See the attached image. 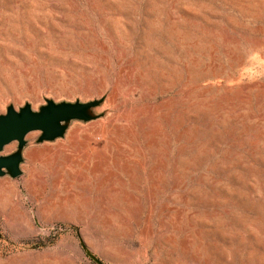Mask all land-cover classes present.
Wrapping results in <instances>:
<instances>
[{"label": "rangeland", "instance_id": "1", "mask_svg": "<svg viewBox=\"0 0 264 264\" xmlns=\"http://www.w3.org/2000/svg\"><path fill=\"white\" fill-rule=\"evenodd\" d=\"M101 97L0 177V264H264V0H0V113Z\"/></svg>", "mask_w": 264, "mask_h": 264}, {"label": "water", "instance_id": "2", "mask_svg": "<svg viewBox=\"0 0 264 264\" xmlns=\"http://www.w3.org/2000/svg\"><path fill=\"white\" fill-rule=\"evenodd\" d=\"M103 100L104 97L88 101L55 102L46 98L45 103L38 109H33L28 102L18 109L12 104L7 105L6 111L0 113V152L13 141L17 142V147L13 152L0 154V177L21 175L20 165L23 162V149L27 144L26 135L29 132L40 131L36 142L53 141L64 137L73 120L85 122L104 115V112L97 111ZM81 245L96 263L103 264L83 242Z\"/></svg>", "mask_w": 264, "mask_h": 264}, {"label": "bare ground", "instance_id": "3", "mask_svg": "<svg viewBox=\"0 0 264 264\" xmlns=\"http://www.w3.org/2000/svg\"><path fill=\"white\" fill-rule=\"evenodd\" d=\"M111 101V100H110ZM114 122V121H113ZM78 130V129H77ZM143 130V129H142ZM97 131V130H96ZM100 131V130H99ZM91 136V135H90ZM89 136V137H90ZM85 137V136H84ZM89 137H87V138H89ZM90 138H92V137H90ZM89 138V139H90ZM107 138V137H106ZM109 138V137H108ZM92 140V139H91ZM86 141V140H85ZM109 141V140H108ZM72 143V142H71ZM83 143V142H82ZM91 143V142H90ZM61 144V143H60ZM92 145V144H91ZM118 146V145H117ZM121 147V146H120ZM77 148V147H76ZM123 149V148H122ZM80 151V150H79ZM86 151V150H85ZM80 153V152H79ZM98 154V153H97ZM96 156V155H95ZM99 156V155H98ZM97 156V157H98ZM100 157V156H99ZM101 158V157H100ZM115 159V158H114ZM106 160V159H105ZM114 161V160H113ZM89 162V161H88ZM119 162V161H118ZM103 163V162H102ZM97 165H98V161H97V163H96ZM102 165V164H101ZM106 165H107V162H106ZM118 165V164H117ZM87 166V165H86ZM84 167V166H83ZM100 167V166H99ZM141 167V166H140ZM85 168V167H84ZM96 168V167H95ZM98 169V168H97ZM123 170V169H122ZM103 171V170H102ZM106 171V170H105ZM127 171V170H126ZM130 171V170H129ZM107 172V171H106ZM128 172V171H127ZM131 172V171H130ZM78 173V172H77ZM78 175V174H77ZM118 176V175H117ZM105 177H107V176H105ZM119 177V176H118ZM82 178V177H81ZM80 178V179H81ZM112 178V177H111ZM79 179V178H78ZM108 179V178H107ZM110 184V183H109Z\"/></svg>", "mask_w": 264, "mask_h": 264}]
</instances>
